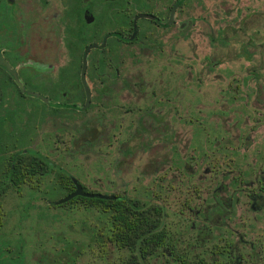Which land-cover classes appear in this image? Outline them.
<instances>
[{"label":"flooded vegetation","instance_id":"1","mask_svg":"<svg viewBox=\"0 0 264 264\" xmlns=\"http://www.w3.org/2000/svg\"><path fill=\"white\" fill-rule=\"evenodd\" d=\"M190 1L0 0V264H25L28 245L35 244V249L66 226L62 215L89 209L97 212V223L80 224L88 241L66 243L54 253L42 251L37 261L73 264L91 246L98 257L104 256L106 248L125 249L130 255L126 244L120 248L114 238L117 226L110 220V204L106 207L97 199L119 205L138 203L150 210L151 220L158 210L164 244L169 243L162 206L131 198L118 186L108 191L103 178L89 187L85 181L93 177L74 175L72 164L67 163L104 144L110 133H120L119 124L111 128L104 124L106 115L117 110L115 88L136 101L145 99L140 95L146 85L125 75V62L129 56L151 50V42L165 38L169 29L179 35ZM150 96V105L129 106L124 113L131 115L130 120L132 113L138 115L133 124L137 132L160 129L169 136L174 129L169 123V98H156L155 90ZM129 151L132 147L127 145L124 152ZM228 174L223 178H230L231 185L237 180ZM246 183L252 189L246 193L251 210L264 211V172ZM227 189L226 181L213 188V202L209 212L204 209L203 220L210 214L221 224L231 214L239 198L233 199V193L222 195ZM204 229L201 226L200 232ZM55 238L62 237L55 233ZM244 246L246 254L229 246L225 264H264L263 238ZM212 253L213 262L220 264ZM162 255H170L168 249Z\"/></svg>","mask_w":264,"mask_h":264},{"label":"rangeland","instance_id":"2","mask_svg":"<svg viewBox=\"0 0 264 264\" xmlns=\"http://www.w3.org/2000/svg\"><path fill=\"white\" fill-rule=\"evenodd\" d=\"M183 15L179 35L171 28L159 44L151 42V50L125 62V75L146 85L140 95L145 99L136 101L115 88L117 110L106 115L104 124H119L120 133H110L104 144L67 165L72 164L74 175L93 177L85 181L89 187L103 178L108 191L118 186L131 198L162 206L171 248L211 261L215 252L217 262L225 264L229 246L246 254L244 245L264 239V211L251 210L246 194L252 190L246 182L264 172V0H191ZM151 90L156 98H169L174 128L169 136L160 129L137 132L138 115L132 113L130 120L124 113L129 106L150 105ZM127 145L132 151L124 152ZM225 173L237 181L230 185ZM219 181L228 184L222 195L239 198L221 224L210 214L203 220ZM96 216L94 209L62 215L66 226L35 249L28 245L25 264H41L36 257L42 251L87 242L80 224H96ZM104 251L98 257L97 249L88 247L73 264H116L129 255L125 249ZM168 257L150 258L147 264H163Z\"/></svg>","mask_w":264,"mask_h":264},{"label":"trees","instance_id":"3","mask_svg":"<svg viewBox=\"0 0 264 264\" xmlns=\"http://www.w3.org/2000/svg\"><path fill=\"white\" fill-rule=\"evenodd\" d=\"M94 201L104 203L106 207L110 204L112 210L110 220L117 226L114 238L120 248L126 244L127 248L131 250L127 260L122 264H142V261L150 255L153 258L162 256L164 248L168 249L170 257L163 264H215L213 260L202 257L191 258L185 253L171 248L170 243L165 245L166 234L165 230L160 228L161 215L158 210L155 209L151 220L149 218L150 210H144L138 203L130 201L119 205L113 200L101 201L97 199Z\"/></svg>","mask_w":264,"mask_h":264},{"label":"water","instance_id":"4","mask_svg":"<svg viewBox=\"0 0 264 264\" xmlns=\"http://www.w3.org/2000/svg\"><path fill=\"white\" fill-rule=\"evenodd\" d=\"M0 64H3L2 60L0 61Z\"/></svg>","mask_w":264,"mask_h":264}]
</instances>
